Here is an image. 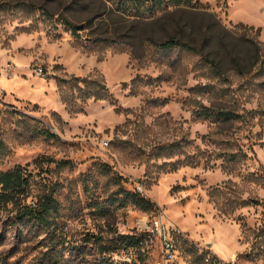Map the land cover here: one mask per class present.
<instances>
[{"label": "rangeland", "instance_id": "1", "mask_svg": "<svg viewBox=\"0 0 264 264\" xmlns=\"http://www.w3.org/2000/svg\"><path fill=\"white\" fill-rule=\"evenodd\" d=\"M198 1L212 18L157 14L115 30L100 0H0V171L31 174L27 204L54 189L61 216L47 232L0 210V264H264V1ZM60 15L85 26L81 40ZM225 29H259V60ZM178 32L198 46L216 35L203 56L158 45ZM70 77L97 79L110 96L70 113L56 88ZM201 106L238 116L206 120ZM119 187L155 207L110 204ZM156 219L174 229L172 260L156 238L139 254L111 248Z\"/></svg>", "mask_w": 264, "mask_h": 264}, {"label": "trees", "instance_id": "2", "mask_svg": "<svg viewBox=\"0 0 264 264\" xmlns=\"http://www.w3.org/2000/svg\"><path fill=\"white\" fill-rule=\"evenodd\" d=\"M108 6L107 11L102 16H115L116 20L112 21V26L116 28L117 23L132 20V22H146L149 19L154 18L157 14H160V19H165L169 15L186 14L192 17H204L212 14L203 11V5L198 0H100ZM264 1V0H262ZM181 16V15H180ZM59 23L67 30L70 35L77 41L81 40L80 32L85 30L83 24H73L66 17L60 15ZM167 22L178 24L180 22L179 17H170ZM242 29L251 28L242 24H238ZM236 27V26H235ZM131 31L133 29H130ZM226 30V29H225ZM244 31V30H243ZM227 35H234V39L237 42L244 43L249 47L250 58L259 60V48L260 42L257 40L259 29H255L252 35L246 33H240L237 35V31H225ZM115 33V32H114ZM183 33L169 34L165 39L161 40L158 45L163 50H175L177 52L189 51L203 56V50L208 47L214 35H208L203 33L205 44L197 45L195 39L190 35H182ZM117 36L116 34H114ZM209 36V37H208ZM113 39H109V42ZM224 47L226 45L224 44ZM238 52V51H237ZM238 56V53L235 54ZM215 58V57H214ZM214 58L209 61L213 62L212 69L217 74H220L218 66L213 61ZM239 57L236 58L238 60ZM239 62V61H237ZM261 62H264L262 60ZM56 88L61 102L65 105L70 113L82 111L78 103H85L88 99L101 100L107 99L108 94L106 86L97 79H85L78 77L59 78L56 80ZM197 117L203 119H209L212 121H230L237 118V114L232 111L223 110L220 108H214L212 106H201L195 111ZM40 133L43 136L52 138L54 135L48 130H42ZM1 150V147H0ZM32 186V176L27 173L23 168L15 166L12 169L1 172L0 171V210L12 211V222L14 223H31L44 231L49 232L54 230L61 217L59 214L58 203L53 196L54 189H50L48 192H40L36 195L35 202L27 204V198L30 196ZM120 198L111 199L110 204L117 202L120 207H124L127 204L134 205L143 211L151 210L155 205L140 195L139 192H127L120 187L115 192ZM95 205V203H94ZM97 205V204H96ZM95 205V206H96ZM96 211L105 216L108 212L105 207L96 206ZM143 236L142 235H127L122 234L116 237V243L111 247L114 250L126 251L131 248L135 250V253L139 254L141 248ZM57 243L50 245V249L55 247ZM100 250H105V247H100ZM113 250V251H114ZM102 251H100L101 253ZM101 259L98 260V264L106 261L105 257L100 255ZM51 260V256L47 259ZM140 262L143 261V257L138 256ZM51 264V263H50ZM52 264H62V262L54 260ZM111 264V262H109Z\"/></svg>", "mask_w": 264, "mask_h": 264}, {"label": "built area", "instance_id": "3", "mask_svg": "<svg viewBox=\"0 0 264 264\" xmlns=\"http://www.w3.org/2000/svg\"><path fill=\"white\" fill-rule=\"evenodd\" d=\"M173 230V228L165 225L160 220H154L153 224L150 225L143 236L141 248L142 246L151 243L152 238H156L157 242L159 243L163 259L166 262L172 260L177 254V249L172 236L174 232ZM205 260L209 261L210 259L207 257Z\"/></svg>", "mask_w": 264, "mask_h": 264}]
</instances>
